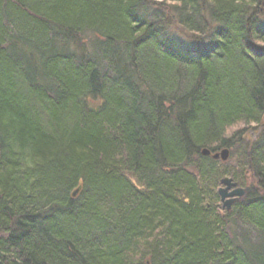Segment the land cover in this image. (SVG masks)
I'll list each match as a JSON object with an SVG mask.
<instances>
[{
  "label": "trees",
  "instance_id": "1",
  "mask_svg": "<svg viewBox=\"0 0 264 264\" xmlns=\"http://www.w3.org/2000/svg\"><path fill=\"white\" fill-rule=\"evenodd\" d=\"M147 262L264 264V0H0V264Z\"/></svg>",
  "mask_w": 264,
  "mask_h": 264
},
{
  "label": "water",
  "instance_id": "2",
  "mask_svg": "<svg viewBox=\"0 0 264 264\" xmlns=\"http://www.w3.org/2000/svg\"><path fill=\"white\" fill-rule=\"evenodd\" d=\"M202 154L205 156H211L215 160H221L222 162H228L231 157L230 151L226 148L222 149L216 154H213L209 150H204ZM221 186L222 188H220L218 191L219 197L224 203V208L228 210H230L239 199L243 198L245 195H248L249 192L255 188L254 185H251L249 188H239L238 184L231 178H224L221 181ZM80 191V187L75 190L73 193V198H76Z\"/></svg>",
  "mask_w": 264,
  "mask_h": 264
},
{
  "label": "bare ground",
  "instance_id": "3",
  "mask_svg": "<svg viewBox=\"0 0 264 264\" xmlns=\"http://www.w3.org/2000/svg\"><path fill=\"white\" fill-rule=\"evenodd\" d=\"M232 130H234V128L232 129ZM235 131V130H234ZM225 149V148H224ZM226 149H228L229 151H230V155L232 154V151H231V149H229V148H226ZM204 150H209L210 152H212L213 154H216V153H218V152H220L221 150H219V151H216V152H214V151H212V150H210L209 148H202V150H201V156L203 157V158H209L210 160H212V161H215V162H219L220 161V163H223L222 164V166H223V168L221 169V171H222V174L220 175V176H218V179L217 180H215L214 182H218V184H219V186L217 187V189H216V193H217V196L219 197V193H218V191L220 190V188H222V186H221V181L224 179V178H226L227 177V175L228 174H231V173H236L238 176H241V173H240V171H238V165H236V164H234V165H232V166H227L228 165V162L230 161V159H229V161L228 162H222L221 160H215L214 158H212L211 156H205V155H203L202 154V152L204 151ZM231 158V157H230ZM245 174V177H246V180H247V182L249 181L248 180V171H245L244 172ZM232 179V178H231ZM234 181V180H233ZM248 184V183H247ZM251 185H254V183H252V182H249V184L247 185V186H245V187H239V188H249ZM254 189L253 190H251L250 192H249V194L248 195H250L252 192H254V191H257L258 190V188L254 185ZM246 196V195H245ZM244 196V197H245ZM242 199V198H241ZM219 200H220V206H221V209H222V211H224V212H231L232 211V208L230 209V210H228V209H226V208H224V203L222 202V200L220 199V197H219ZM240 200V199H239ZM238 200V201H239ZM218 206H219V204H218ZM233 207V206H232ZM147 264H148V262H147Z\"/></svg>",
  "mask_w": 264,
  "mask_h": 264
},
{
  "label": "rangeland",
  "instance_id": "4",
  "mask_svg": "<svg viewBox=\"0 0 264 264\" xmlns=\"http://www.w3.org/2000/svg\"><path fill=\"white\" fill-rule=\"evenodd\" d=\"M241 127H244V126H241ZM241 127H240V128H241ZM253 127H255V125H253ZM255 132H257V129H256L255 131H253L252 133H250L252 139H254V138L256 137V134H257V133H255ZM226 178H230V177L227 176Z\"/></svg>",
  "mask_w": 264,
  "mask_h": 264
}]
</instances>
